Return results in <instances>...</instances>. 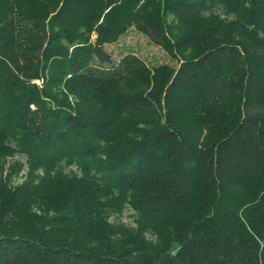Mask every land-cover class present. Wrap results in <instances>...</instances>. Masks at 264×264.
<instances>
[{"label":"trees","instance_id":"1","mask_svg":"<svg viewBox=\"0 0 264 264\" xmlns=\"http://www.w3.org/2000/svg\"><path fill=\"white\" fill-rule=\"evenodd\" d=\"M130 30L165 60L115 59ZM243 34L264 44V0H0V264H264ZM126 206L134 227L109 221Z\"/></svg>","mask_w":264,"mask_h":264},{"label":"rangeland","instance_id":"2","mask_svg":"<svg viewBox=\"0 0 264 264\" xmlns=\"http://www.w3.org/2000/svg\"><path fill=\"white\" fill-rule=\"evenodd\" d=\"M235 13V12H234ZM227 12L223 8L219 6L211 7L203 13L204 16L216 15L224 24H231L234 22L236 18V14ZM245 41L249 42L251 46L257 48L258 50H262L264 52V44L260 43L253 36L247 37V35L243 34ZM254 41V42H253ZM106 49L111 52L112 56L117 59L120 53L126 51V49L133 50L138 55H140L145 61L149 62L151 60L163 61L165 60L163 53L154 45L149 43L143 36L136 33L134 30H130L123 37L120 38L119 43L115 45L107 46ZM15 161H20L25 164V158L21 155H16L13 158L8 160L7 166L12 164ZM6 166V167H7ZM26 174V167H24L18 175H15L11 178V184L16 185L23 181L24 176ZM135 214L126 206L122 213L119 216L110 217L109 221L113 223H123L128 227H134ZM148 239H153L150 235H147Z\"/></svg>","mask_w":264,"mask_h":264}]
</instances>
